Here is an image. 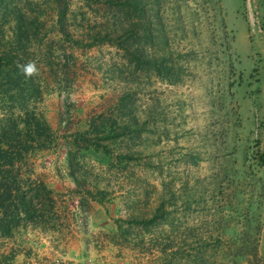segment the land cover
Instances as JSON below:
<instances>
[{
    "label": "rangeland",
    "instance_id": "obj_1",
    "mask_svg": "<svg viewBox=\"0 0 264 264\" xmlns=\"http://www.w3.org/2000/svg\"><path fill=\"white\" fill-rule=\"evenodd\" d=\"M14 1L49 131L0 264H264V0Z\"/></svg>",
    "mask_w": 264,
    "mask_h": 264
},
{
    "label": "trees",
    "instance_id": "obj_2",
    "mask_svg": "<svg viewBox=\"0 0 264 264\" xmlns=\"http://www.w3.org/2000/svg\"><path fill=\"white\" fill-rule=\"evenodd\" d=\"M14 5V0H0V8L8 11L11 16L9 19L13 21L11 28L15 36L9 46L6 45L9 43H0V100L10 105L9 111L7 109L6 114L0 117V213H6L5 201L9 199L16 183L13 169L25 152L29 153L31 149L45 145L49 131L40 114L35 109L32 110V103L36 98H40L41 89L33 76H24L21 71L20 66L29 62L21 60L20 63L16 59L18 51L22 48V40L32 39L28 33L37 27V18L16 9ZM1 37L3 34L0 31ZM37 187L30 188L29 192H17L14 195L19 201L17 213L24 212L26 215L32 210L33 198L42 194L41 189ZM9 226V220H6L4 215L0 217V231L7 232Z\"/></svg>",
    "mask_w": 264,
    "mask_h": 264
},
{
    "label": "clouds",
    "instance_id": "obj_3",
    "mask_svg": "<svg viewBox=\"0 0 264 264\" xmlns=\"http://www.w3.org/2000/svg\"><path fill=\"white\" fill-rule=\"evenodd\" d=\"M21 71L25 74V76H33L38 73V69L36 65L32 62H29L27 65H22Z\"/></svg>",
    "mask_w": 264,
    "mask_h": 264
}]
</instances>
